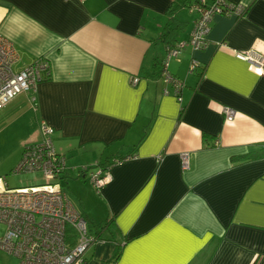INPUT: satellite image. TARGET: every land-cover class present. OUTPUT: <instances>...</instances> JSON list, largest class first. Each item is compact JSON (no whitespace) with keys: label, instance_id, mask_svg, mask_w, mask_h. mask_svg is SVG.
I'll return each instance as SVG.
<instances>
[{"label":"crops","instance_id":"obj_1","mask_svg":"<svg viewBox=\"0 0 264 264\" xmlns=\"http://www.w3.org/2000/svg\"><path fill=\"white\" fill-rule=\"evenodd\" d=\"M232 1L242 16L217 14L205 46L170 60L179 101L161 35L176 20L173 42L189 37L194 0H0L13 69L50 70L0 110V154L13 168L54 128L64 190L106 224L85 264H264V75L233 54H264V0ZM102 169L96 190L89 175Z\"/></svg>","mask_w":264,"mask_h":264},{"label":"built area","instance_id":"obj_2","mask_svg":"<svg viewBox=\"0 0 264 264\" xmlns=\"http://www.w3.org/2000/svg\"><path fill=\"white\" fill-rule=\"evenodd\" d=\"M189 9L196 14L189 37L169 45L163 60V79L172 84L179 101H182L183 82L170 73V60L178 57L186 47L194 51L205 46L217 14L240 17L246 11L243 4L232 0H194ZM233 54L264 75L262 52L250 48L233 50ZM18 59L14 46L0 35V110L20 93L35 91L43 74L50 73L45 60H36L15 71L13 65ZM198 64L192 57L190 69H196ZM137 80L133 79L134 82ZM164 91L169 92L167 88ZM223 112L227 120L234 118L233 108L224 106ZM42 129V140L24 147L13 170L15 173H38L42 180L9 187L5 178L0 179V225L4 227L0 231V250L12 255L16 264H85L86 252L102 239L90 231L87 219L75 208L61 184L66 163L55 147L54 128L43 124ZM181 162L184 169L189 168V152L181 153ZM81 170L88 171V167L83 166ZM89 179L99 190L110 179V174L102 169L91 172Z\"/></svg>","mask_w":264,"mask_h":264},{"label":"rangeland","instance_id":"obj_3","mask_svg":"<svg viewBox=\"0 0 264 264\" xmlns=\"http://www.w3.org/2000/svg\"><path fill=\"white\" fill-rule=\"evenodd\" d=\"M0 141H2L0 139ZM7 149V147H6ZM6 149H3L6 150ZM3 154H0V179L2 177H6V181L8 182L10 187H17V186H22L26 185L28 182H39L42 180V177L40 174H33V173H15L13 168H8L9 162L7 160L3 159ZM34 177H36L34 179ZM4 227L0 225V231H2ZM0 264H16V259L0 250Z\"/></svg>","mask_w":264,"mask_h":264},{"label":"trees","instance_id":"obj_4","mask_svg":"<svg viewBox=\"0 0 264 264\" xmlns=\"http://www.w3.org/2000/svg\"><path fill=\"white\" fill-rule=\"evenodd\" d=\"M179 27H180L179 22L176 20H174L172 23H169L166 26L165 31L162 33L161 38L167 43H169V45H174L175 44V42H173V40L175 39L174 31H176V29H178ZM87 221L89 224L90 231L95 233L98 236V238H100L102 236L103 229L106 227V224L95 225L90 220L87 219Z\"/></svg>","mask_w":264,"mask_h":264}]
</instances>
